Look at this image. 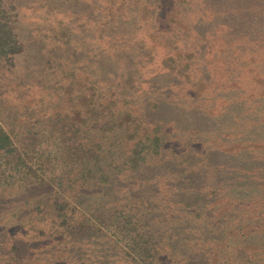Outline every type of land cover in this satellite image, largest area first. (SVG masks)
Instances as JSON below:
<instances>
[{"label": "rangeland", "instance_id": "obj_1", "mask_svg": "<svg viewBox=\"0 0 264 264\" xmlns=\"http://www.w3.org/2000/svg\"><path fill=\"white\" fill-rule=\"evenodd\" d=\"M15 6L18 30L32 55L41 63L53 61L47 67L52 77L63 76L55 86L82 73L99 79L129 76L138 116L147 128L159 124L169 135L164 155L150 160L133 182L122 176L105 183L103 202L86 201L88 208L94 203L98 209L105 204L130 208L132 195L124 203L113 200L114 194L128 185L142 194L137 184L154 179L163 187L151 192L163 222L156 244L183 250L201 248L202 238L213 240L211 246L241 264L244 241L234 240L239 233H233L232 224H252L243 234L252 232L249 236L264 242V123L252 114H264V0H16ZM70 111L74 108L65 104L45 112L57 116L49 141L56 151L68 123L59 115ZM4 112L24 141L30 140L29 127L44 116L34 110ZM251 121L254 127L246 128ZM0 162V174L19 170L5 159ZM193 169L196 178L190 176ZM182 170L188 175L181 179ZM34 179L18 182L13 192L0 186V264H92L96 257L101 264L104 256L119 253L109 248L134 247L122 236L115 245L96 244L103 237H93L99 233L96 222L104 219L126 229L123 214L105 211L101 218L85 209V217L72 216L73 227L58 228L68 224L49 195L23 192L35 186ZM212 196L214 208H203Z\"/></svg>", "mask_w": 264, "mask_h": 264}, {"label": "trees", "instance_id": "obj_2", "mask_svg": "<svg viewBox=\"0 0 264 264\" xmlns=\"http://www.w3.org/2000/svg\"><path fill=\"white\" fill-rule=\"evenodd\" d=\"M15 3L16 0H0V161L5 159L16 165L19 170L0 174V186L6 185L10 188L9 191L13 192L18 182L22 183V180L28 178L32 181V178H35V186L32 189L25 186L27 189L23 192L26 194L28 191H34L38 196L49 195L47 197L52 199L54 209L59 211L62 223L68 224L60 223L58 228L73 227L72 216L77 213L84 216L85 209L89 210V214H98L101 218L105 217L101 216L105 211L111 212L113 216L125 215L126 229L119 225L113 227L107 219L100 220L101 223L96 222L99 233L93 237H103L102 241H96V244L115 245V241L121 236L124 240L134 243V247L130 246V243L127 244L128 251L117 246V249L109 248V251L119 253L112 258L104 256L101 264H117L121 261H125V264H240V260H234L225 250L218 251L211 246L214 244L213 240L209 243V240L202 238L201 248L195 244L188 245V248L183 250L168 248L162 241L160 245L156 244V229L159 225L161 227L163 222L157 217L162 214H159V206L154 205L155 199L152 198L151 192H161L163 187H156L154 179H150L149 184H137L142 194L135 192L133 188L130 189L129 185L128 188H122L119 194H114L117 197L113 200H123L124 203L128 201L127 195H132L134 202L130 208L126 205L121 209H118L119 206L112 209L108 207L110 204H105L100 209L96 207L95 203L103 202L101 194L105 183L112 184L122 176L128 181H135L134 175L140 176L145 172L151 166L150 160L164 155L163 150L167 148L169 135L164 134L163 126L159 124L147 128L146 122L138 116L136 95L131 87L134 82L129 76L99 79L82 73L72 82L67 81L68 84L58 83L59 86H55L58 78L60 81L64 80L63 76L52 77L47 72V67L53 61L50 62L49 59L42 61V64L32 55L29 45L18 30L20 20L17 13L14 14ZM65 104L66 107L74 108V112L59 115L60 118H67L68 123L65 128L62 125L64 133L61 134L60 140L63 145H59V151H56L49 141L54 135L51 129L57 116L45 112ZM5 109H17L22 115H29V110L39 111L40 115L44 113L43 117L40 116L36 120L42 127L38 128L37 124L29 127L27 133L31 136L27 138L30 140L24 141L26 139L21 138L20 131L18 134L13 130L16 123L3 116ZM258 112L254 111L252 114L256 119L262 118L264 123V114L261 116ZM250 123L245 127H254L255 122ZM31 129H36V132ZM35 165L39 168H42L41 165L50 166L37 173L38 167ZM194 171L196 170L191 171L190 176L196 178L192 173ZM187 173L188 170H182L180 178L188 175ZM4 175H7V178L2 183ZM149 185L150 187H147ZM153 197L157 198L155 195ZM86 201L95 202L93 208H88ZM215 202L212 196L203 208L212 209ZM71 205L73 208H70ZM150 220H153L154 224H151ZM244 223L240 221L232 224L233 233H239L234 240L244 241L241 264H264V242L256 235L249 236L252 232L243 234V231L254 228L252 224ZM78 226L83 227V224L78 221ZM82 230L81 228L80 231ZM101 250L104 251L105 246ZM164 250H167L165 255ZM75 251L73 250L74 254ZM118 258L121 261H118ZM90 261L92 264H99L97 257Z\"/></svg>", "mask_w": 264, "mask_h": 264}]
</instances>
